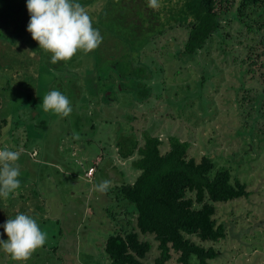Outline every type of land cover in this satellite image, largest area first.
<instances>
[{"label":"rangeland","instance_id":"1","mask_svg":"<svg viewBox=\"0 0 264 264\" xmlns=\"http://www.w3.org/2000/svg\"><path fill=\"white\" fill-rule=\"evenodd\" d=\"M20 1L0 0V8ZM85 1L78 0L103 36L92 52L78 51L70 61L52 64L51 55L35 42L27 57H22L24 48L15 49V58L3 57L0 48V122L6 121L0 149L22 151L21 185L0 198V225L25 213L48 234L27 261H14L0 250V264H111L108 237L138 231L132 207L120 202L115 189L140 175L132 167L138 154L130 160L119 155L117 142L126 135H134L140 146L147 136L159 137L163 153L177 137L189 144V157L198 162L211 157L216 170H229L233 182L246 184L248 198L217 206L216 219L226 224L227 236L213 244L220 257L209 264H264V86L252 83L253 78L264 83V67L252 66L256 73L249 72L253 50L264 51V1L245 7L244 14L237 13L242 0L224 4L229 11L222 16V35L198 56L200 67H206L204 82L199 65L182 64L176 55L187 38L185 28H169L159 46L144 34L130 39L128 9L138 1L143 8L144 0H119L122 20L114 19L113 10L107 12L111 19L101 18L105 6L117 0ZM137 14L135 9L133 18L142 22L145 12L140 20ZM51 90L69 98L68 117L43 110V97ZM74 133L79 139L72 138ZM103 180L111 185L101 193L94 185ZM0 239H8L3 227ZM140 239L152 245L143 264H156L159 243L152 235L140 234ZM177 258L167 264H179Z\"/></svg>","mask_w":264,"mask_h":264},{"label":"trees","instance_id":"2","mask_svg":"<svg viewBox=\"0 0 264 264\" xmlns=\"http://www.w3.org/2000/svg\"><path fill=\"white\" fill-rule=\"evenodd\" d=\"M159 1L162 5L158 11L146 8L147 0H144L143 8L138 1L128 9L132 13L130 39L135 40L139 34H144L143 37L159 46L157 40L169 28L183 27L187 30V38L183 41V47L178 49L180 53L177 52L176 55L180 57L182 64L197 65L198 56L208 42L213 37L222 35V16L226 18L229 11L224 4L235 5L230 0ZM261 1L242 0L237 13L244 14L245 7L257 5ZM118 2L119 0L116 4L112 2V6L108 4L107 10H113L114 19L122 20L123 15L117 12ZM95 3L96 0L85 1V5ZM135 9L138 17L141 12H145L142 22L140 17V21L133 18ZM221 38L226 42L223 36ZM260 45L264 46V40ZM258 48L253 50L254 61L249 68L253 75L256 72L252 66L264 67V60L261 61L264 51L259 53ZM199 68L203 71L204 82L206 67L199 65ZM137 73L144 74L145 70L138 68ZM254 80L255 78L253 84L258 82L264 86L263 82ZM244 86L247 89L251 87L246 83ZM142 91H139V95ZM5 124V120L0 122V140ZM169 142L170 148L165 153L161 149L163 141L159 137L147 136L143 146H140L134 135L122 136L117 142L119 155L123 160H130L136 154L139 157L132 162V167L140 171L136 181L115 188L120 202H126L132 207L130 212L136 216L138 231L122 230L108 237L105 251L111 264H143L152 245L141 241L140 234L152 235L159 243L160 256L156 264H167L175 254L179 264H209L220 257L219 250L213 244L227 236L226 224L219 223L216 219L218 204L250 196L247 185L239 180L233 182L229 170H216L211 157L204 156L198 162L196 158L189 157L188 143L177 137H171Z\"/></svg>","mask_w":264,"mask_h":264},{"label":"clouds","instance_id":"3","mask_svg":"<svg viewBox=\"0 0 264 264\" xmlns=\"http://www.w3.org/2000/svg\"><path fill=\"white\" fill-rule=\"evenodd\" d=\"M147 4L156 9L159 0H147ZM27 9L30 14L27 31L40 49L51 53L52 64L70 61L78 51L88 54L103 42L99 29L93 27L92 19L78 0H27ZM42 107L60 117H68L72 112L69 98L58 90L43 97ZM72 138L79 139V135L74 133ZM21 155V150L0 149V198L7 199L21 185L18 163ZM110 185V180H103L94 188L104 193ZM0 227L8 237L0 239V250L17 262L27 261L48 238L36 219L25 213L9 217Z\"/></svg>","mask_w":264,"mask_h":264},{"label":"flooded vegetation","instance_id":"4","mask_svg":"<svg viewBox=\"0 0 264 264\" xmlns=\"http://www.w3.org/2000/svg\"><path fill=\"white\" fill-rule=\"evenodd\" d=\"M96 1L99 2V0ZM12 4L14 5V8H12L11 6L5 7L4 9L0 8V48H4L3 51L1 49V54L3 57L15 58L16 54L18 53V51H16L15 49L24 48L25 50L21 51L23 53L22 57H27L31 52H28V50L30 49L29 45H32L34 42L38 43L32 39L31 34L27 31V25L30 20V14L27 9V0H21L18 4ZM107 5L103 9V15L101 17H105L106 20L111 19L112 17V15H107V12L109 11L107 10ZM98 24L95 25L98 26ZM10 39H13V41H9ZM45 54L51 55V53L46 51ZM17 60L23 61L22 58ZM23 62L27 63V59H25ZM17 67L20 68L17 69ZM15 70V72H19L21 70V65L17 64ZM2 71L5 72V70Z\"/></svg>","mask_w":264,"mask_h":264}]
</instances>
